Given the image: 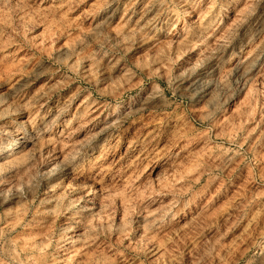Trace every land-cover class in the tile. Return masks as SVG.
Returning a JSON list of instances; mask_svg holds the SVG:
<instances>
[{
  "label": "rangeland",
  "instance_id": "rangeland-1",
  "mask_svg": "<svg viewBox=\"0 0 264 264\" xmlns=\"http://www.w3.org/2000/svg\"><path fill=\"white\" fill-rule=\"evenodd\" d=\"M0 264H264V0H0Z\"/></svg>",
  "mask_w": 264,
  "mask_h": 264
}]
</instances>
